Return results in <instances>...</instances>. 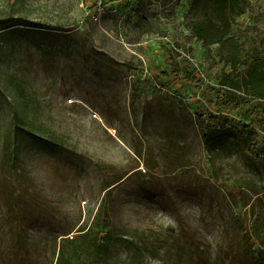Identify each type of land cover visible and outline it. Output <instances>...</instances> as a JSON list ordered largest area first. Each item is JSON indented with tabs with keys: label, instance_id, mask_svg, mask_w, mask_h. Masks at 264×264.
Wrapping results in <instances>:
<instances>
[{
	"label": "rangeland",
	"instance_id": "obj_1",
	"mask_svg": "<svg viewBox=\"0 0 264 264\" xmlns=\"http://www.w3.org/2000/svg\"><path fill=\"white\" fill-rule=\"evenodd\" d=\"M117 1L78 27L74 0H0V264H55L98 214L132 236L113 262L264 264V125L210 120L229 89L230 127L264 123V0L224 46L191 29L211 0Z\"/></svg>",
	"mask_w": 264,
	"mask_h": 264
},
{
	"label": "trees",
	"instance_id": "obj_2",
	"mask_svg": "<svg viewBox=\"0 0 264 264\" xmlns=\"http://www.w3.org/2000/svg\"><path fill=\"white\" fill-rule=\"evenodd\" d=\"M213 5L211 9V19L205 12L203 18L193 20L191 29L196 38L203 41L205 45L219 44L224 46L227 43H232L233 40L229 37L231 33V22L234 17L242 13L243 9L239 6V0H211ZM231 51H239V47L232 44ZM247 83L252 85V80ZM252 87V86H251ZM249 89V87H247ZM258 97L260 102L250 107L247 111L252 116L261 115L264 117V97L260 92L251 90ZM215 105L219 110L225 111V115L218 113L217 116L210 117L212 127H228L232 135L243 145H252L255 147L260 144V135L264 123L261 121L252 126L248 122L240 120L239 126L230 127L227 123L233 119H229L230 112L247 106L245 99L229 89H224L216 92ZM221 112V111H220ZM225 118V122L220 126V118ZM256 128L259 130L257 131ZM264 129V128H263ZM34 137V136H33ZM109 220L103 214H98L94 217L90 229L79 230L75 237L62 238L66 245L69 246V251L61 245L55 264H136L134 260L135 253L127 252L119 262H113L111 253L115 247L121 246L130 248L133 243L132 236L126 234H117L108 228ZM129 239V240H127ZM137 264H142L137 263Z\"/></svg>",
	"mask_w": 264,
	"mask_h": 264
},
{
	"label": "built area",
	"instance_id": "obj_3",
	"mask_svg": "<svg viewBox=\"0 0 264 264\" xmlns=\"http://www.w3.org/2000/svg\"><path fill=\"white\" fill-rule=\"evenodd\" d=\"M129 2H134L135 0H128ZM77 7L83 12L82 18L78 21V27H82L87 20L91 22H97L104 12L109 9H115L119 1L117 0H74ZM94 11V13L92 12ZM264 102V100H262ZM225 115L223 112H218ZM230 117V114L228 115ZM234 117V115H232ZM236 118V117H235ZM257 131H259L256 128Z\"/></svg>",
	"mask_w": 264,
	"mask_h": 264
}]
</instances>
